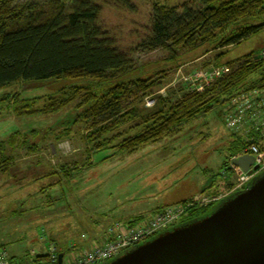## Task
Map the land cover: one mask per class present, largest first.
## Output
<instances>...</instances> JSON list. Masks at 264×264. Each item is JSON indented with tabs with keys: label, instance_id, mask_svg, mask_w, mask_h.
I'll use <instances>...</instances> for the list:
<instances>
[{
	"label": "trees",
	"instance_id": "trees-1",
	"mask_svg": "<svg viewBox=\"0 0 264 264\" xmlns=\"http://www.w3.org/2000/svg\"><path fill=\"white\" fill-rule=\"evenodd\" d=\"M170 1L0 0V89L23 81L90 80L87 84H75L73 93L58 103L55 96L50 97L40 109L27 99L20 114L63 108L82 97L80 107L90 103L84 114L96 125L87 137L92 151L115 148V154L124 156L180 133L188 122L220 105L229 106L235 96L264 89V48L225 58L229 47L264 29V0H186L177 4ZM243 20L252 24H241ZM207 46L206 53H215L205 62V70L200 68L196 72L216 68L227 72L202 90L195 89L191 80L184 77L182 88L160 94L173 83L178 64L172 71L161 69L152 75L148 72L146 76H135L155 62H175ZM256 73L259 77L247 84ZM149 96H157L156 104L144 111L142 105ZM113 132L117 134L105 137ZM232 132L241 144L233 158L243 151L247 135ZM116 140L118 143H112ZM11 142L18 144L14 139ZM34 144L25 139L19 145L30 152ZM9 161L5 157L0 170H6ZM77 167H66L67 175L73 177L71 173ZM227 184L230 188L234 185L232 181ZM189 201L192 200L179 203ZM213 206H190L176 225L207 215ZM106 237L109 239V234ZM48 245L52 247V241ZM49 253L50 249L47 253L37 252L31 261L59 264L58 260H43ZM8 257L20 264L10 254Z\"/></svg>",
	"mask_w": 264,
	"mask_h": 264
},
{
	"label": "rangeland",
	"instance_id": "rangeland-1",
	"mask_svg": "<svg viewBox=\"0 0 264 264\" xmlns=\"http://www.w3.org/2000/svg\"><path fill=\"white\" fill-rule=\"evenodd\" d=\"M241 24L252 21L243 20ZM257 48L260 51L264 48V29L229 47L225 58H235ZM207 49L208 46L200 48L175 62H155L146 67L149 71L136 72L135 76H146L148 72L152 75L161 69L172 71L176 64L180 65L174 72L173 83L160 92L166 95L167 89L182 88L190 73L204 69L205 62L215 53L212 50L206 53ZM258 77L253 74L247 84ZM78 81L65 78L23 81L0 89V163L5 157L10 158L6 170H0V247L24 264H29L37 252L47 253L50 241L52 246L55 240L60 250L70 251L64 252L67 260L85 250H78L76 244L83 237L103 236L116 221L142 222L159 207L175 204L184 197L189 198L183 200L198 203L204 195L217 196L227 184L221 174L225 167L232 169L226 174L228 182L239 180L234 165L230 162L227 166L231 156L241 148L237 136L226 126L228 105H220L188 122L180 133L125 156L115 154V148L92 151L87 137L96 125L86 119L84 113L90 103L80 107L82 97L63 108L20 114L28 102L40 109L50 97L55 96L58 103L73 93L75 84L90 82ZM156 98L147 97L143 110L153 108ZM113 134L117 132L105 137ZM12 139L18 144L12 145ZM25 139L35 143L33 151L19 145ZM65 165L78 166L71 173L73 177L67 175ZM217 202L200 205L207 207Z\"/></svg>",
	"mask_w": 264,
	"mask_h": 264
},
{
	"label": "water",
	"instance_id": "water-1",
	"mask_svg": "<svg viewBox=\"0 0 264 264\" xmlns=\"http://www.w3.org/2000/svg\"><path fill=\"white\" fill-rule=\"evenodd\" d=\"M254 163L250 154L231 160L247 173L259 169ZM59 264H64V253ZM102 264H264V171L207 215L176 225Z\"/></svg>",
	"mask_w": 264,
	"mask_h": 264
},
{
	"label": "built area",
	"instance_id": "built-area-1",
	"mask_svg": "<svg viewBox=\"0 0 264 264\" xmlns=\"http://www.w3.org/2000/svg\"><path fill=\"white\" fill-rule=\"evenodd\" d=\"M227 70L216 68L209 71H198L189 78L195 89L202 90L213 80L223 76ZM187 78V79H188ZM226 126L241 134L247 135V144L241 154H250L255 157V165L258 170L247 173L241 168L234 166V171L238 172L239 180L234 182L228 193L217 196L204 195L198 203L192 201L177 203L163 208L156 212L151 218L142 222L123 223L117 222L109 229V239L102 243H97L83 252L74 253L64 262V264H102L110 261L125 251L155 237L168 229L173 228L183 217L190 206L205 202L221 201L230 193L244 189L256 175L264 171V92L261 89H253L235 96L226 108ZM240 154V155H241ZM252 167V169H253ZM224 179L228 177V170L222 171ZM57 245L50 247L48 262L55 263L58 259L59 251ZM8 251L5 247H0V264H14L9 260ZM38 264H45L39 262Z\"/></svg>",
	"mask_w": 264,
	"mask_h": 264
},
{
	"label": "crops",
	"instance_id": "crops-1",
	"mask_svg": "<svg viewBox=\"0 0 264 264\" xmlns=\"http://www.w3.org/2000/svg\"><path fill=\"white\" fill-rule=\"evenodd\" d=\"M222 179L224 180V182H226V181H228V179L229 178H227V179H224V177H222ZM230 191V185L229 184H225L224 186H223V192H219V193H228ZM189 198V197H188ZM187 197H184V198H182V200H180L179 202H182V201H184L183 199H188ZM179 202H177V203H179ZM176 204V203H175ZM173 205V204H172ZM163 207H165V206H162V207H159L158 209H161V208H163ZM157 212V211H156ZM135 219V218H134ZM133 219H131V221H132ZM120 222V221H119ZM117 223V221L115 222V224ZM114 225V224H113ZM112 224H111V227L113 226ZM110 227V228H111ZM110 228H108V230L107 231H105L106 232V234L104 233V235L103 236H99L98 238H91L90 236H88V237H83L82 238V240L80 241V242H78V243H76V244H78L77 245V248H78V250H83V249H88V248H91L93 245H95V244H97V243H102V242H104V241H106V239H107V235H108V231H109V229ZM53 240V239H52ZM54 241V243H56L57 244V242H55V240H53ZM76 248V249H77ZM62 251H63V249H61ZM67 251V254H69L70 253V251H68V249L66 250ZM35 258V257H34ZM16 261H18L20 264H24V262H23V260H17L16 259ZM29 264H34L31 260H30V262H29Z\"/></svg>",
	"mask_w": 264,
	"mask_h": 264
},
{
	"label": "flooded vegetation",
	"instance_id": "flooded-vegetation-1",
	"mask_svg": "<svg viewBox=\"0 0 264 264\" xmlns=\"http://www.w3.org/2000/svg\"><path fill=\"white\" fill-rule=\"evenodd\" d=\"M259 174H260V173H259ZM259 174H258V175H259ZM256 176H257V175H256ZM249 183H250V182H249Z\"/></svg>",
	"mask_w": 264,
	"mask_h": 264
},
{
	"label": "clouds",
	"instance_id": "clouds-1",
	"mask_svg": "<svg viewBox=\"0 0 264 264\" xmlns=\"http://www.w3.org/2000/svg\"><path fill=\"white\" fill-rule=\"evenodd\" d=\"M61 254V253H60ZM65 256V255H64ZM65 258V257H64Z\"/></svg>",
	"mask_w": 264,
	"mask_h": 264
}]
</instances>
